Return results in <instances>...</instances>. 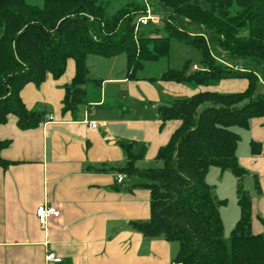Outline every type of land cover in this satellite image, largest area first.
<instances>
[{
	"label": "trees",
	"instance_id": "trees-1",
	"mask_svg": "<svg viewBox=\"0 0 264 264\" xmlns=\"http://www.w3.org/2000/svg\"><path fill=\"white\" fill-rule=\"evenodd\" d=\"M164 15L135 28L145 5L125 2L113 12L105 0H0V124L13 116L20 129L38 127L47 108H29L20 91L29 83L39 86L48 75L60 78L70 60L74 74L64 85L61 112L72 117L86 102L85 85L98 83L89 76L88 55L124 54L127 75L135 78L146 62L167 57L170 37L201 52V67L187 60L183 69L167 68L153 81H171L191 89L187 96H171L157 106L158 119L179 121L156 159L158 166L137 167L145 154L134 143L121 142L126 161L118 168L143 179L137 184L150 192V217L130 225L147 238L177 241L174 262L180 264H264V230L251 231L252 208L248 192L237 189L240 218L229 243L216 199L205 176L210 166L246 170L237 161L239 134L252 118H264V0H157ZM163 29L166 35L156 32ZM248 59L259 66L253 70ZM191 66V70H189ZM245 80L244 90L212 89L221 81ZM203 88V89H202ZM7 141H0V151ZM6 162L0 155V166Z\"/></svg>",
	"mask_w": 264,
	"mask_h": 264
},
{
	"label": "crops",
	"instance_id": "crops-1",
	"mask_svg": "<svg viewBox=\"0 0 264 264\" xmlns=\"http://www.w3.org/2000/svg\"><path fill=\"white\" fill-rule=\"evenodd\" d=\"M149 64L132 78L124 54L88 55L89 76L98 83L85 85L86 102L74 117L61 112L64 85L74 74L72 60L60 78L48 75L39 86L29 83L21 89L27 107L47 108L49 113L36 128L20 129L13 116L0 124V141H7L0 155L8 162L0 166V264L174 263L179 244L147 238L130 225L150 217V192L137 185L143 179L118 170L127 159L121 142L134 143L135 150L144 147L137 167L160 165L156 153L179 121L161 125L157 106L168 97L201 88L153 81L154 76L143 74ZM246 86L245 80H225L212 89L236 92ZM236 131V157L246 172L237 176L228 168L210 166L205 176L222 201L219 211L227 243L240 218L239 184L251 198V231L264 230V118H252L247 128ZM118 173L126 175L120 183ZM230 200L232 207L226 205ZM43 203L61 210L46 230L37 219ZM47 252L61 261H46Z\"/></svg>",
	"mask_w": 264,
	"mask_h": 264
},
{
	"label": "rangeland",
	"instance_id": "rangeland-1",
	"mask_svg": "<svg viewBox=\"0 0 264 264\" xmlns=\"http://www.w3.org/2000/svg\"><path fill=\"white\" fill-rule=\"evenodd\" d=\"M27 1L31 4H36L39 6H41L43 3V0H27ZM105 1L109 3V9L111 12H113L115 9L120 7L125 2V0H105ZM149 3L152 9V13L154 15L158 17H161V15H164V12L162 8L160 7L159 3L157 2V0H149ZM156 25L161 28L162 22L160 21ZM156 35L164 36L166 34L163 31V29H160L156 32ZM201 58H202V55L198 48L190 44L183 43L174 37H170L169 55L167 57L159 59L158 61L150 62L149 66H147V68L143 70V74L155 77V76H159L167 68L183 69L185 67V63L187 60L190 62V65L195 64L197 67H201L202 66ZM243 63L245 64V66H248L249 68L253 70L259 71V66L255 63H251L250 60L244 59ZM189 70H191V66ZM263 89L264 87L261 84H258L256 88V93L261 92ZM239 129L241 128H238V127L236 128V130H239ZM161 164L162 162H160V165ZM129 177H134V176L130 175ZM245 179L252 180V178L250 177L247 178V176L245 177ZM236 189H237V184H236ZM236 198H234L235 203H236ZM232 203L234 202L230 200V202L228 201L226 205H228V207H232ZM174 243L175 245L178 246V243L176 241H174Z\"/></svg>",
	"mask_w": 264,
	"mask_h": 264
},
{
	"label": "built area",
	"instance_id": "built-area-1",
	"mask_svg": "<svg viewBox=\"0 0 264 264\" xmlns=\"http://www.w3.org/2000/svg\"><path fill=\"white\" fill-rule=\"evenodd\" d=\"M137 1L143 2L145 5V9L143 12L138 14L134 20L136 29L142 25H147L150 23L157 24L158 22H160V17L152 13L149 0H137ZM193 68L195 69L196 65H193ZM125 177H126L125 174L118 173L116 175V181L120 183ZM60 215H61L60 208L53 203H43L37 209V219L40 226L44 230L47 229L50 219L58 218ZM45 259L46 261H55V262L61 261V258L56 257L55 254L52 252H47L45 255ZM173 264H180V263L174 262Z\"/></svg>",
	"mask_w": 264,
	"mask_h": 264
}]
</instances>
